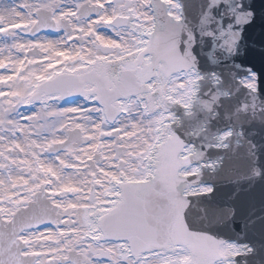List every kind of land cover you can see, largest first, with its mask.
<instances>
[{
	"label": "snow or ice",
	"instance_id": "6c2138e0",
	"mask_svg": "<svg viewBox=\"0 0 264 264\" xmlns=\"http://www.w3.org/2000/svg\"><path fill=\"white\" fill-rule=\"evenodd\" d=\"M192 3L0 0V264H238L253 253L204 227L199 198L214 187L203 177L224 159L207 150L233 151V132L189 142L219 101L198 98ZM240 84L251 101L236 112H254L255 74Z\"/></svg>",
	"mask_w": 264,
	"mask_h": 264
},
{
	"label": "water",
	"instance_id": "95a60500",
	"mask_svg": "<svg viewBox=\"0 0 264 264\" xmlns=\"http://www.w3.org/2000/svg\"><path fill=\"white\" fill-rule=\"evenodd\" d=\"M208 4L209 0H193L188 11L189 26L194 33L191 52L198 71L221 69L224 72L226 89L232 92V97L224 99L215 88L201 87L199 99H208L213 93L219 96L216 116H211L209 129L231 128L233 151L226 153L219 175L213 177L206 173L203 177L204 182L214 187L208 196L199 198L200 204L209 210L204 227L209 234L228 241L250 243L256 253L249 259L264 264V0H219L210 9ZM206 9L209 14L201 22L198 13L202 15ZM227 37H235L231 50L223 44ZM251 69L257 71L260 81L259 94L255 92L256 109L237 113L238 106L250 102L251 97L247 89L236 87L234 73ZM239 127L242 136L237 138L235 132ZM237 141L243 148L235 147ZM211 150L218 154L219 150L208 149L209 157H215ZM213 210H218L214 217Z\"/></svg>",
	"mask_w": 264,
	"mask_h": 264
},
{
	"label": "flooded vegetation",
	"instance_id": "af4514ba",
	"mask_svg": "<svg viewBox=\"0 0 264 264\" xmlns=\"http://www.w3.org/2000/svg\"><path fill=\"white\" fill-rule=\"evenodd\" d=\"M49 35H52V36H54L55 34H52V33H50Z\"/></svg>",
	"mask_w": 264,
	"mask_h": 264
}]
</instances>
